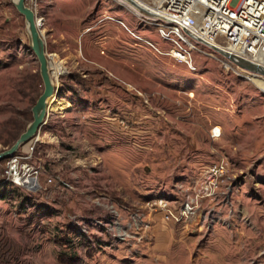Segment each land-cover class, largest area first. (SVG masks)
<instances>
[{
  "label": "rangeland",
  "instance_id": "obj_1",
  "mask_svg": "<svg viewBox=\"0 0 264 264\" xmlns=\"http://www.w3.org/2000/svg\"><path fill=\"white\" fill-rule=\"evenodd\" d=\"M27 5L55 102L16 153L39 187L9 183L0 162V264H264V81L200 52L195 71L178 64L119 0ZM43 91L27 22L0 0V153ZM70 227L85 236L74 249L56 243Z\"/></svg>",
  "mask_w": 264,
  "mask_h": 264
},
{
  "label": "built area",
  "instance_id": "obj_2",
  "mask_svg": "<svg viewBox=\"0 0 264 264\" xmlns=\"http://www.w3.org/2000/svg\"><path fill=\"white\" fill-rule=\"evenodd\" d=\"M134 2L132 5L140 8V15L136 17L156 27L159 36L170 45L168 55L178 64L195 71L193 53L200 52L207 57H219L228 71L238 73L239 70L244 76L253 74L229 61L220 50L264 68V0ZM24 160L26 158L20 155L10 158L5 178L15 186L33 191L39 187V172ZM225 172L226 166L220 163L212 166L208 174L214 179L222 177ZM162 204V208L167 209V205ZM182 215H187L185 208ZM172 217H175L172 212L166 215L167 220Z\"/></svg>",
  "mask_w": 264,
  "mask_h": 264
},
{
  "label": "water",
  "instance_id": "obj_3",
  "mask_svg": "<svg viewBox=\"0 0 264 264\" xmlns=\"http://www.w3.org/2000/svg\"><path fill=\"white\" fill-rule=\"evenodd\" d=\"M28 0H12V4L16 7L17 11L25 18L28 30L31 37V48L34 51L39 63L40 73L44 84V91L40 96L37 104L33 108V122L29 125L27 130L21 135L17 142L9 149L0 153V162L6 159L12 158L20 150L22 146L32 141L34 137L39 133L42 126L45 124V120L48 117V99L55 94V86L52 83L50 76L48 57L46 54V45L44 38L39 30V23L36 13L28 7ZM219 52L224 55L229 61L239 66L240 68L253 73L264 76V68L255 66L245 60H242L231 54H227L224 51Z\"/></svg>",
  "mask_w": 264,
  "mask_h": 264
},
{
  "label": "trees",
  "instance_id": "obj_4",
  "mask_svg": "<svg viewBox=\"0 0 264 264\" xmlns=\"http://www.w3.org/2000/svg\"><path fill=\"white\" fill-rule=\"evenodd\" d=\"M71 234L73 236V238H57L56 239V243L65 247L66 249H74L77 245L76 241L78 238H80L79 240L83 241L85 236L84 235H79L78 233V229L77 228H71L68 229V233L67 235ZM76 238V239H75ZM85 241V240H84ZM90 242L87 241V244H89ZM59 260L61 263L63 264H80L81 263V259L77 256L76 253H74L73 255H68V254H60Z\"/></svg>",
  "mask_w": 264,
  "mask_h": 264
},
{
  "label": "bare ground",
  "instance_id": "obj_5",
  "mask_svg": "<svg viewBox=\"0 0 264 264\" xmlns=\"http://www.w3.org/2000/svg\"><path fill=\"white\" fill-rule=\"evenodd\" d=\"M15 1L17 2L18 0H15ZM119 1L124 2L125 4H127V6H129V8H133L134 10H136L134 12L136 13L137 16L140 15V13H139L140 12V8L138 7V5L137 4H135L137 6H133L132 5V3H135L134 0H119ZM38 23L40 25V22H38ZM54 62H57V60L54 59ZM48 66H49V71H50V59H49V62H48ZM252 75H254V76L252 78L248 77V79H252L253 80L255 78V79H260V80L264 81V76L263 75H260V74H252ZM50 76H51V71H50ZM51 79H52V83L54 85V80H53L52 76H51ZM54 96L55 95H53L50 99H48V104H47L48 111L51 110V108L53 106V103L55 102V97Z\"/></svg>",
  "mask_w": 264,
  "mask_h": 264
}]
</instances>
